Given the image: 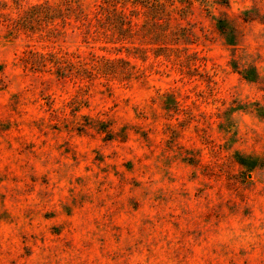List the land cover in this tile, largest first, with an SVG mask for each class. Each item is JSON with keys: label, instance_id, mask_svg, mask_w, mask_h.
Returning <instances> with one entry per match:
<instances>
[{"label": "rangeland", "instance_id": "rangeland-1", "mask_svg": "<svg viewBox=\"0 0 264 264\" xmlns=\"http://www.w3.org/2000/svg\"><path fill=\"white\" fill-rule=\"evenodd\" d=\"M119 1L0 0V264H264V0Z\"/></svg>", "mask_w": 264, "mask_h": 264}, {"label": "trees", "instance_id": "trees-1", "mask_svg": "<svg viewBox=\"0 0 264 264\" xmlns=\"http://www.w3.org/2000/svg\"><path fill=\"white\" fill-rule=\"evenodd\" d=\"M117 2H120V1L119 0H115V3H117ZM154 4L156 6V2ZM118 12L121 13V11H118Z\"/></svg>", "mask_w": 264, "mask_h": 264}]
</instances>
